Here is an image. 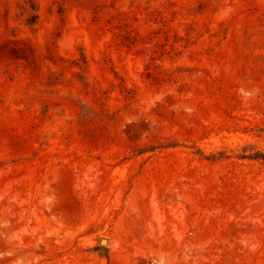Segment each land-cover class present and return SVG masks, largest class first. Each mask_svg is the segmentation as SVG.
Returning <instances> with one entry per match:
<instances>
[{"label": "rangeland", "instance_id": "obj_1", "mask_svg": "<svg viewBox=\"0 0 264 264\" xmlns=\"http://www.w3.org/2000/svg\"><path fill=\"white\" fill-rule=\"evenodd\" d=\"M0 264H264V0H0Z\"/></svg>", "mask_w": 264, "mask_h": 264}]
</instances>
